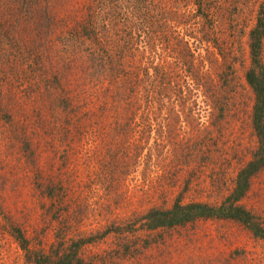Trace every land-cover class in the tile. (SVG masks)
<instances>
[{
    "label": "rangeland",
    "instance_id": "1",
    "mask_svg": "<svg viewBox=\"0 0 264 264\" xmlns=\"http://www.w3.org/2000/svg\"><path fill=\"white\" fill-rule=\"evenodd\" d=\"M31 1L0 0V24L15 34L0 40V264H25L12 225L22 229L32 249L44 251H50L59 235L93 238L110 233L83 248V257L95 264H264V242L231 222L202 221L165 233L137 226L130 232L149 209H169L178 198L184 204H220L251 160L258 146L251 122L255 97L245 75L251 65L249 35L264 0H205L206 17L197 18L194 0H158L164 14L146 15L143 24L163 29L147 28L150 40L139 38L132 49L138 51L131 71L137 77L129 78V86L140 87L130 126L114 119L108 107L117 100L116 83L111 87L103 78L90 83L89 62L80 55V46L102 53L105 44L79 45L73 55L61 40L62 31L45 38L40 32L38 6L55 14L62 27L65 19L70 29L89 13L90 0ZM165 19L178 22L164 27ZM40 42L41 49L35 48ZM182 48L192 60L199 56L205 73H212L198 79L202 90L197 79L179 77L177 66H163L179 63L174 53ZM47 53L57 66L46 63L49 85L36 72L37 61H45ZM156 69L178 77L171 79L176 86L151 95L149 101L159 103L148 112L139 95L140 78L155 76ZM219 69H225L223 80L217 78ZM54 73L64 79L71 108L59 100L61 84L55 83ZM98 90L110 92L99 97ZM184 96L187 109L179 102ZM160 114L177 118L169 126L155 119ZM126 146L146 159L147 172L143 164L113 170L118 159L122 162V152L130 150ZM243 204L264 222V171L254 178ZM116 227L123 234L113 232ZM127 245L132 248L125 257ZM138 248L143 251L131 257ZM235 251L243 254L234 258Z\"/></svg>",
    "mask_w": 264,
    "mask_h": 264
},
{
    "label": "trees",
    "instance_id": "2",
    "mask_svg": "<svg viewBox=\"0 0 264 264\" xmlns=\"http://www.w3.org/2000/svg\"><path fill=\"white\" fill-rule=\"evenodd\" d=\"M162 1L165 2V0ZM204 1L205 0H194V5L197 8L196 18L199 16L206 17L203 8ZM31 2L35 3V0ZM55 2V4L52 3L54 9H56L58 5L57 1ZM35 4H38L37 0ZM162 6V2L158 0H90L86 8L89 13L83 16L82 20L76 21L75 25L70 29L66 27L68 24L65 19L62 20V27L61 24L58 23L55 14L46 13L47 11L43 12V9L39 6L37 7L36 15H39L37 20L40 22V32L44 34V38L45 36H58V31L63 32L62 34H64V37L61 40L67 47L68 53L74 55L78 46L82 44L94 42H99L102 45L105 44V46L101 48L103 54L101 50H99V52H97L98 50H92L93 47H87L85 51H82L80 46V55L89 62L87 71L91 73L90 83L95 82L96 79L98 81L99 78H103L110 82L111 87L112 85H116L119 90L116 97L117 100L113 105L108 107H110V112H113L114 119L117 118L118 122H123L126 126H130L133 119L132 112L136 109L137 104H139L135 98L136 86L140 87L137 84L129 86L131 84L129 78L133 79L137 77L131 75L133 74L131 71L135 70L132 64L136 62L134 57L138 52L133 53L132 49L138 47L140 39H145L147 37V39L150 40L151 32H146L147 28L151 27L154 32L163 29V26H158L157 24L149 25V27H145V24H143L146 15L156 13V17H159V14H164ZM33 12L34 10L31 16H33ZM45 13L49 20L45 18ZM69 20H74L71 15H69ZM169 22L177 23L178 20L165 19L164 27H167ZM143 31H145L144 35ZM13 32L14 31L10 29L2 27L0 24L1 41L14 38L15 34ZM41 39L43 38H40V40ZM175 39L180 40L178 36H175ZM163 42H167L166 39ZM209 45H211V42H209ZM34 47L41 49L42 43L40 42V44ZM249 47L251 65L246 72L245 79L255 97L251 122L258 146L253 152L251 160L239 170L233 189L225 199L217 205L203 202L184 204L182 198H178L169 209L153 207L133 222L130 232H133L137 226H140V229L147 232L165 233L178 228H188L202 221H224L241 226L250 233V236L254 240L264 242L263 220L243 204V201L251 190L254 178L264 171V3L260 8L257 23L250 32ZM186 48L190 49V46L188 45ZM186 48L175 50L174 53L175 57L178 56V58L175 59L179 61L181 66H179V63L174 64V62L172 63L169 61L163 66L166 70L172 68V65L177 66V69L181 72L179 73V77H184V75H186L192 77L194 80L197 79L198 86L202 90L203 84L200 83L198 79L210 77L212 73L206 74L204 67L199 65V56L194 54L192 60V54ZM111 50L115 52L113 56H111ZM180 52H183V56H179ZM26 54L30 55L31 53L28 52ZM46 63L50 64L53 68L57 67L55 66L56 64L52 62L51 55L47 53L45 61H37L36 72L40 73L41 82L44 81L49 85L50 79L44 74L45 68H47ZM154 70V68L151 69V72ZM156 70L155 76L150 73V75H147L148 79L144 77L140 78L142 90L139 91V95L145 103V108L148 109V112L153 109L152 107L154 105L159 103L158 100L156 102H154V100L150 102L149 99L151 95L160 94L161 89H163V93L166 92L164 88L167 86H176L171 79L178 77L177 73L174 76L171 74V71L163 72L160 71V69ZM224 72L225 69H219L216 73L218 74V80L225 79ZM54 74L52 77L55 83L61 84L57 89L62 94L59 95V100L62 104L71 108L72 102L66 97L68 90H66V87L62 83L64 79L63 77L60 78V75ZM93 74L95 77H93ZM57 80L60 82L58 83ZM114 82L116 83L115 85L112 84ZM97 92L98 96L101 97L110 91L98 90ZM104 100L107 101L106 99ZM188 101L189 99H187L186 96L180 98L179 102L183 105V109H187L186 106ZM105 108L106 107H103V109ZM221 112L222 118H224L223 107ZM6 118L9 121L12 120L10 115H7ZM172 118L177 117L175 114H160L155 119H162L170 126ZM125 132L124 139H127L129 133H127L126 129ZM176 137L177 136L174 135L175 139ZM132 147L136 148L134 145H132ZM129 149V151L122 152L123 157L120 159L122 162L118 159L116 165L113 166L115 167L113 170L121 168L131 169L137 166L139 167L141 164L145 165V167L146 165L148 166V162L143 161L146 160L145 158L141 159V156L135 154L134 149ZM147 168L148 167H146L144 171L147 172ZM10 232L24 253L25 264H95L83 257V248L87 245L94 244L98 239H104L105 236L110 234L105 233L103 237L98 236L93 238H66L65 236L61 237L59 235L50 251H44L32 249L31 242L22 229L12 225ZM113 232L118 235L123 234L122 229L117 227ZM131 248L130 245L125 247V250H123V253L126 252L124 255L125 257H127ZM145 248H148V246L146 245ZM141 251L143 250H139V248L136 249V251L131 253V257L136 258ZM241 254H243L242 251H235L233 257L238 258Z\"/></svg>",
    "mask_w": 264,
    "mask_h": 264
}]
</instances>
